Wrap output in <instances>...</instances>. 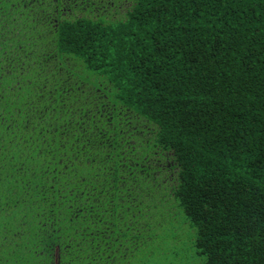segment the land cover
I'll return each instance as SVG.
<instances>
[{
	"label": "trees",
	"instance_id": "16d2710c",
	"mask_svg": "<svg viewBox=\"0 0 264 264\" xmlns=\"http://www.w3.org/2000/svg\"><path fill=\"white\" fill-rule=\"evenodd\" d=\"M0 264H264V0H0Z\"/></svg>",
	"mask_w": 264,
	"mask_h": 264
},
{
	"label": "flooded vegetation",
	"instance_id": "af4514ba",
	"mask_svg": "<svg viewBox=\"0 0 264 264\" xmlns=\"http://www.w3.org/2000/svg\"><path fill=\"white\" fill-rule=\"evenodd\" d=\"M167 173H169V172H167ZM167 173H166V174H167ZM155 178H163L162 173H161V172H160V173H157V175H156Z\"/></svg>",
	"mask_w": 264,
	"mask_h": 264
},
{
	"label": "rangeland",
	"instance_id": "374dc122",
	"mask_svg": "<svg viewBox=\"0 0 264 264\" xmlns=\"http://www.w3.org/2000/svg\"><path fill=\"white\" fill-rule=\"evenodd\" d=\"M183 221H185V218L183 219Z\"/></svg>",
	"mask_w": 264,
	"mask_h": 264
}]
</instances>
